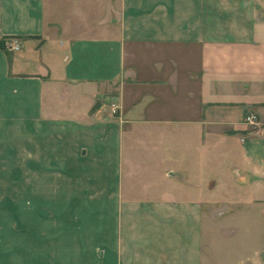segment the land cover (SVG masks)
Instances as JSON below:
<instances>
[{
  "label": "crops",
  "instance_id": "crops-1",
  "mask_svg": "<svg viewBox=\"0 0 264 264\" xmlns=\"http://www.w3.org/2000/svg\"><path fill=\"white\" fill-rule=\"evenodd\" d=\"M5 38L0 264H202L198 184H264V0H0Z\"/></svg>",
  "mask_w": 264,
  "mask_h": 264
},
{
  "label": "rangeland",
  "instance_id": "rangeland-1",
  "mask_svg": "<svg viewBox=\"0 0 264 264\" xmlns=\"http://www.w3.org/2000/svg\"><path fill=\"white\" fill-rule=\"evenodd\" d=\"M97 98L107 103L116 99L105 93ZM243 122V128H251L244 118ZM217 127L228 130L231 125ZM232 134L238 140L240 132ZM216 144L220 147V143ZM231 147L238 150L236 142ZM235 157L231 166L216 173L217 184H198L201 198L208 201V209L202 213V264H264V184H243L241 177L248 163ZM220 174L226 177L227 184L218 183Z\"/></svg>",
  "mask_w": 264,
  "mask_h": 264
},
{
  "label": "built area",
  "instance_id": "built-area-1",
  "mask_svg": "<svg viewBox=\"0 0 264 264\" xmlns=\"http://www.w3.org/2000/svg\"><path fill=\"white\" fill-rule=\"evenodd\" d=\"M12 49L18 48V43L16 41L13 42V44L10 46ZM111 111L112 113L117 112L118 107L115 104H111ZM244 121L246 124H248L252 129H257V127L260 126L258 116L253 113L249 112L244 116Z\"/></svg>",
  "mask_w": 264,
  "mask_h": 264
},
{
  "label": "trees",
  "instance_id": "trees-1",
  "mask_svg": "<svg viewBox=\"0 0 264 264\" xmlns=\"http://www.w3.org/2000/svg\"><path fill=\"white\" fill-rule=\"evenodd\" d=\"M6 40H7V38H5L4 40H3V39L0 40V48L5 49V46H6Z\"/></svg>",
  "mask_w": 264,
  "mask_h": 264
}]
</instances>
